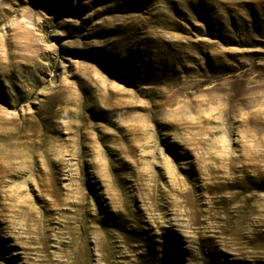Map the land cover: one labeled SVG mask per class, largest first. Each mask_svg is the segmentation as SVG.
<instances>
[{
	"label": "rangeland",
	"instance_id": "374dc122",
	"mask_svg": "<svg viewBox=\"0 0 264 264\" xmlns=\"http://www.w3.org/2000/svg\"><path fill=\"white\" fill-rule=\"evenodd\" d=\"M0 264H264V0H0Z\"/></svg>",
	"mask_w": 264,
	"mask_h": 264
}]
</instances>
